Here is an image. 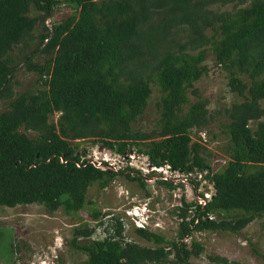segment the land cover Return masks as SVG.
Returning <instances> with one entry per match:
<instances>
[{"label":"trees","instance_id":"1","mask_svg":"<svg viewBox=\"0 0 264 264\" xmlns=\"http://www.w3.org/2000/svg\"><path fill=\"white\" fill-rule=\"evenodd\" d=\"M59 3L76 12L47 28L44 20ZM229 3L231 10L217 9ZM36 26L43 61L27 57L25 67L42 88L13 94L10 52ZM207 51L226 71L229 91L240 98L222 109L227 160L216 171L206 162L203 143L190 136L212 118L206 100L192 88L206 71ZM152 81L160 93L159 121L145 132L132 124L145 108ZM0 100L8 101L0 111V206L37 203L47 214L58 208L76 213L87 203L92 183L104 189L132 170L95 166L78 150L84 140L118 155L133 148L151 164L167 163L181 172L206 171L213 194L203 205L179 198L174 238L132 228L151 245L124 241L119 216L104 223L106 214L88 212L102 226V237L79 240L93 234L87 223L72 229L69 243L84 254L82 264H188L202 251L193 232L236 233L264 214V0H0ZM250 167L255 169L248 172ZM124 176L144 188L139 175ZM189 182L197 187V181ZM227 211L238 214L217 218ZM207 258L229 263L217 255Z\"/></svg>","mask_w":264,"mask_h":264},{"label":"rangeland","instance_id":"2","mask_svg":"<svg viewBox=\"0 0 264 264\" xmlns=\"http://www.w3.org/2000/svg\"><path fill=\"white\" fill-rule=\"evenodd\" d=\"M218 10H231L232 3L219 6ZM76 9L68 3H59L53 7L51 14L44 20V25L50 28L51 25L61 21L65 17L74 14ZM39 26L34 27L29 38L24 42L13 47L10 52L13 61L14 74L11 80V92L16 94L21 91H35L42 88L37 81V75L25 67L27 57L31 58L32 63L41 64L43 56L37 52L36 43ZM209 32L207 31V34ZM206 71L192 83L201 98L207 102L206 107L211 115V122L204 128L191 130L192 140L198 137L201 143L209 152L206 155V162L213 171L220 169L226 154L223 148L227 137L223 133L221 124L225 122L222 109L231 103L239 102L240 98L230 92L227 85V73L216 65L212 54L207 51L203 62ZM243 81H247L244 75L240 76ZM150 92L148 94L145 108L142 114L132 124L134 129L148 132L158 126L159 121V90L155 81L149 83ZM187 89L189 102L195 97ZM7 100H0V111L7 107ZM261 105L264 106V100ZM57 113L52 115L55 120ZM249 127H255V121L249 122ZM27 136H33L34 132L19 129ZM84 158L94 161L100 167L113 166L115 169H123L126 166L131 171H123L122 174L115 176L114 180L104 189H98L96 183H92L86 192L87 203L76 213H65L62 208H58L51 214H47L43 206L37 203L26 205H16L14 207L0 206V264H32L37 259L48 256L46 251L57 245L54 249L56 256L53 264H82L84 254L74 249L70 243V233L74 227L87 223L94 227L91 240L102 237V226L96 225L95 221L88 219V212L93 209L106 214L101 220L106 223L108 216H119L126 224L123 228L124 236L140 245L150 246L151 243L136 237L132 233L133 225L127 216L128 210H137L145 205L150 209L147 227L149 230L163 235L167 239L174 238L176 235L178 218L176 216L178 199L182 196L185 201L194 198L195 192H202L201 180L195 190L191 186L176 185L173 189L157 184L151 179H143L144 188H141L135 181L129 180L125 174H144L147 167L146 157L137 153L135 149L128 150L123 156L115 154L99 144L91 145L84 140L79 143V149ZM130 163L131 165H128ZM144 169V170H143ZM255 168L250 167L248 172ZM135 171L139 173H135ZM203 173V172H202ZM140 176V175H139ZM197 180L198 176L195 175ZM205 186V185H203ZM208 187L205 186V189ZM209 191V190H205ZM147 192V194H145ZM188 214V212H187ZM238 212L227 211L221 213L217 218H232ZM202 246V251L191 256L188 264H213L208 260V255L225 257L228 264H264V214L255 217L236 233L229 231H201L193 232L191 236ZM187 243L189 238L184 239ZM255 250V251H254ZM41 264H49L46 259Z\"/></svg>","mask_w":264,"mask_h":264},{"label":"built area","instance_id":"3","mask_svg":"<svg viewBox=\"0 0 264 264\" xmlns=\"http://www.w3.org/2000/svg\"><path fill=\"white\" fill-rule=\"evenodd\" d=\"M201 139H203V141L205 140L204 138L201 137ZM201 139L198 137L196 140L201 142ZM142 155V154H141ZM123 156V155H120ZM144 156V155H143ZM146 157V156H145ZM147 160V157H146ZM227 160V159H226ZM223 161V163H220V165H224V163L226 162ZM90 161V160H89ZM92 162L95 166L99 167V168H107L109 170H113L116 171L117 169H115L113 166H105V167H100L99 164H96L94 161H90ZM128 165H131L130 163H128ZM144 170V169H143ZM203 172V173H202ZM206 171H194V172H181L178 170H174L172 168L169 167V165L167 163H163L161 165H154L151 164L150 162H148L147 160V167L144 170V174H139L140 177L142 179H151L152 181H166L171 183L173 186H178L180 188V186H191L190 188L192 190H195L196 188L192 187V184L189 182V179H194V176L197 175L198 179L195 181H200L201 180V189L203 190L202 192H195L194 194V198H192V200L190 201H195L197 204L203 205L205 203V200L209 199L210 196L213 194V188L211 186V183L208 182L205 178H204V174ZM139 173V172H137ZM199 183V182H198ZM180 184V186H179ZM198 185V184H197ZM207 186L208 188L205 189V186ZM205 190H209V191H205ZM201 194V196L199 195ZM178 206H181L179 199H178ZM188 214H191V207H189L187 209ZM136 210H128L127 211V216H129L130 220H131V225H133V228H146L147 224H148V218H143V219H136L133 218V214H136ZM208 219H212L213 216L212 215H208L207 216ZM180 220V219H178ZM119 221L121 222V226H122V234L123 233V228H125L126 224L123 222L122 218H119ZM124 241H130V239H127L124 236Z\"/></svg>","mask_w":264,"mask_h":264},{"label":"clouds","instance_id":"4","mask_svg":"<svg viewBox=\"0 0 264 264\" xmlns=\"http://www.w3.org/2000/svg\"><path fill=\"white\" fill-rule=\"evenodd\" d=\"M136 214H133V218H136V219H143V218H148V215H149V213H150V209L149 208H147L145 205H143V206H141V207H139L137 210H136ZM54 249H57V245H55V246H53L51 249L49 248L47 251H46V255L45 256H48V257H45V258H42V259H37V261L36 262H32V264H41L40 262L42 261H44V263H47V262H45L46 261V259H48L50 262H49V264H53L52 263V261L54 260V259H56L55 257L56 256H54Z\"/></svg>","mask_w":264,"mask_h":264}]
</instances>
